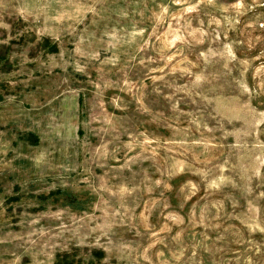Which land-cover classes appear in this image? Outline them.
<instances>
[{
	"label": "rangeland",
	"instance_id": "374dc122",
	"mask_svg": "<svg viewBox=\"0 0 264 264\" xmlns=\"http://www.w3.org/2000/svg\"><path fill=\"white\" fill-rule=\"evenodd\" d=\"M0 264H264V0H0Z\"/></svg>",
	"mask_w": 264,
	"mask_h": 264
}]
</instances>
